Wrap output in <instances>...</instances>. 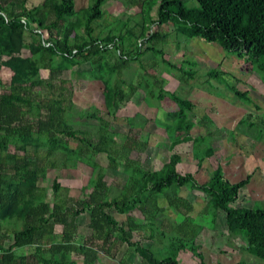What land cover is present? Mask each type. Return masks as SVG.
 Here are the masks:
<instances>
[{
    "label": "trees",
    "instance_id": "obj_1",
    "mask_svg": "<svg viewBox=\"0 0 264 264\" xmlns=\"http://www.w3.org/2000/svg\"><path fill=\"white\" fill-rule=\"evenodd\" d=\"M28 1L0 0V68L11 72L7 83L0 80V264H77L72 255L83 264H95L99 255L115 260L123 244L141 264H182L180 254L186 252L207 264L200 245L192 240L193 245L187 246L191 238L183 226L194 220L190 216L193 207L174 190L183 188L206 194L202 215L212 213L215 221L217 212L223 211L228 230L245 241L244 250L264 261V208L231 206L251 176L230 183L217 167L209 181L200 184L193 174L178 173L181 158L175 153H169L168 162L159 170H145L139 159L131 157L146 146L134 139L132 124L124 142L111 130V123L96 113L80 112L83 126L75 128L70 121L74 91L62 78L63 72L88 63L90 79L102 83L109 112L114 101H129L142 85L148 91L147 101L167 97L177 107L167 113L168 152L190 142L195 154L204 138L190 134L186 113L193 105L165 91L163 79L155 78L152 84L130 82L127 94L120 75L147 53L163 57L159 46L169 37L161 33L166 25L172 26L177 37L215 43L245 58L246 64L259 63L264 72V0H195L196 9H187L181 0H130L140 9L142 20L133 27L126 20L116 33H95L96 23L105 15L102 6L109 0H91L78 12L75 0H43L31 8ZM153 7H157L155 15L150 13ZM154 25L157 29L151 31ZM24 50L29 52L26 57ZM108 53L116 57L114 62ZM162 62L189 77L195 73L164 58ZM42 71L47 72L46 78ZM209 153L198 159V166L213 157ZM99 154L106 156V169H121L126 175L121 185L112 187L105 181V170L96 162ZM79 163L91 169L80 196L49 202L46 188L38 185L40 180L49 170L76 169ZM112 188L115 195H111ZM60 189L53 179L51 191L57 194ZM164 201L184 223L153 224L166 212ZM86 211L91 233L81 236L76 220ZM110 211L127 215L125 222L118 223ZM134 211L143 222L135 220ZM141 240L159 247H145ZM117 264L129 263L121 259Z\"/></svg>",
    "mask_w": 264,
    "mask_h": 264
},
{
    "label": "rangeland",
    "instance_id": "obj_2",
    "mask_svg": "<svg viewBox=\"0 0 264 264\" xmlns=\"http://www.w3.org/2000/svg\"><path fill=\"white\" fill-rule=\"evenodd\" d=\"M42 1L29 0L28 7L39 5ZM181 1L187 9L198 8L195 0ZM90 2L91 0H75V10L78 12L86 8ZM156 10L157 7H153L151 15H155ZM102 11L105 15L96 23L98 26L95 33H116L128 23L126 20H129V27L139 24L142 20L140 9L130 0H109L102 6ZM151 28V31L157 29L155 25ZM172 30L171 25L161 28L162 34L169 33L166 43L159 46L163 50V57L150 52L139 61L131 62L120 75V79L124 81L120 82V85L128 94L130 82L136 83L140 80L144 84L145 80L146 83L152 84L155 78L163 79L165 91L188 100L193 105L186 113L187 124L192 125L190 134L204 138L197 143L200 147L196 149L195 154L190 142L180 144L168 152L167 113L177 110L171 100L165 97L161 101H147L148 91L146 86L142 85L129 101H114L113 112H109L105 108L102 83L90 79L88 63L73 67L62 74V78L71 83L74 91L70 121L75 128L82 127L83 119L78 114L96 113L111 123V130L122 142L128 135L129 124H132L135 129L134 139L146 146H140V150L132 153L131 157L139 159L142 168L148 171L159 170L168 162L169 153H175L181 158V163L177 166L178 173H191L200 184L208 182L217 167H221L222 174L230 183H238L251 176L249 184L241 190L231 206L264 208V72L260 70V64H246L245 58L229 54L215 43H208L199 38L177 37ZM107 56L114 62L116 57L112 53ZM163 58L172 65L183 66L185 70L195 73L189 77L188 74L171 69L162 62ZM42 74L45 75L46 71H42ZM209 152L213 153V157L205 159L202 165L198 166V159H203ZM96 162L104 168L105 181L112 187L125 181L126 175L121 169H106L107 159L104 154H99ZM90 175L91 169L79 163L76 169L49 170L41 184L47 189L49 202H63L67 196H80L81 188L86 185ZM53 179H57L61 187L57 194L51 191ZM174 190L193 207L190 216L194 220L186 222L183 229L188 238H191L187 246L190 248L193 245L192 240L195 245H200L205 263L264 264V261L250 256L244 250L245 241L236 238L228 230L223 211L217 212L215 221H212V213L202 215L208 200L206 194L187 188ZM116 193L115 188H112L111 195ZM161 204L166 208V212L157 216L153 221L154 225L184 223L183 217L169 209L165 201ZM110 213L118 223L125 222L127 215H120L115 211ZM131 215L138 222H143L138 211L132 212ZM89 216L86 211L76 220L78 234L81 236L91 233L88 226ZM56 230L60 231V227ZM134 240H139L138 236H135ZM140 243L145 247H159L158 244L147 240H141ZM72 259L77 264H83L81 258L72 255ZM121 259L129 264H141L140 258L129 252L124 244L120 245L115 260L99 255L95 264H117ZM180 260L182 264H200L199 258L189 252L181 253Z\"/></svg>",
    "mask_w": 264,
    "mask_h": 264
},
{
    "label": "crops",
    "instance_id": "obj_3",
    "mask_svg": "<svg viewBox=\"0 0 264 264\" xmlns=\"http://www.w3.org/2000/svg\"><path fill=\"white\" fill-rule=\"evenodd\" d=\"M29 2V1H28ZM28 3H27V7H28ZM40 5V4H39ZM35 6H38V5H35ZM35 6H33V7H35ZM28 8H31V7H28ZM29 55V52L28 51H26V50H24L23 51V55L22 56H24V57H26V56H28ZM5 58H2V60H4ZM0 61H1V59H0ZM41 76H42V78H46L47 77V72H46V74L44 75V74H42V72H41ZM10 77H11V72H10V70H8L7 68H4V67H1L0 68V80L3 82V83H7L8 81H9V79H10ZM2 90H1V88H0V92H1ZM38 185L40 186V187H44L42 184H41V180H40V182L38 183ZM45 188V187H44ZM47 190V189H46ZM46 195H47V192H46ZM47 200H48V198H47Z\"/></svg>",
    "mask_w": 264,
    "mask_h": 264
},
{
    "label": "built area",
    "instance_id": "obj_4",
    "mask_svg": "<svg viewBox=\"0 0 264 264\" xmlns=\"http://www.w3.org/2000/svg\"><path fill=\"white\" fill-rule=\"evenodd\" d=\"M23 23H25L24 20H22ZM38 33L42 34V35H46V32L45 31H40V30H37Z\"/></svg>",
    "mask_w": 264,
    "mask_h": 264
}]
</instances>
